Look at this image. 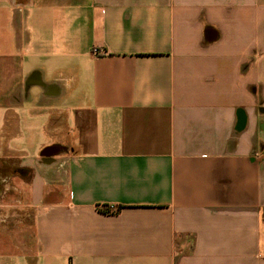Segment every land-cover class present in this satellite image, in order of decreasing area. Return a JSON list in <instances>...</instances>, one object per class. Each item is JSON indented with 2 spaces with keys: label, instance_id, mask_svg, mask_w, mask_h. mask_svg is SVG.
<instances>
[{
  "label": "crops",
  "instance_id": "crops-1",
  "mask_svg": "<svg viewBox=\"0 0 264 264\" xmlns=\"http://www.w3.org/2000/svg\"><path fill=\"white\" fill-rule=\"evenodd\" d=\"M0 264H264V0H0Z\"/></svg>",
  "mask_w": 264,
  "mask_h": 264
},
{
  "label": "built area",
  "instance_id": "built-area-1",
  "mask_svg": "<svg viewBox=\"0 0 264 264\" xmlns=\"http://www.w3.org/2000/svg\"><path fill=\"white\" fill-rule=\"evenodd\" d=\"M94 52H95V54H98V53H99V51H98L97 49H96ZM115 208H116V207L111 206V207H110V210H115Z\"/></svg>",
  "mask_w": 264,
  "mask_h": 264
}]
</instances>
